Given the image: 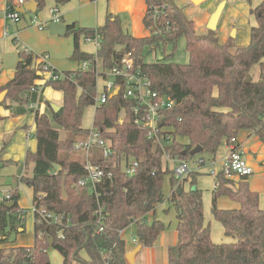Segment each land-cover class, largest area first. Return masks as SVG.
<instances>
[{"label":"trees","instance_id":"trees-1","mask_svg":"<svg viewBox=\"0 0 264 264\" xmlns=\"http://www.w3.org/2000/svg\"><path fill=\"white\" fill-rule=\"evenodd\" d=\"M35 1L38 11L46 0ZM64 1L55 0L57 4ZM7 2L13 5L12 0ZM146 4L143 22L149 34L145 36L130 34L114 14H107L96 29L67 26L66 35L71 33L74 40L71 57L88 61V66L65 70L58 80L46 82L62 93L61 106L52 110V120L59 128L51 125L46 113L36 111L37 148L28 149L24 159L26 164L34 163L33 172L19 180L32 188L36 208L62 214L64 222L68 218L70 223L49 224L34 213L32 245L6 246L11 243L8 231L23 232L25 227L18 205L20 194L17 189L9 190L13 206L0 203V264H50V247L60 253L62 264H127L121 230L133 224L138 243L151 247L166 227L157 217L156 206L165 198L162 187L167 174L172 190L168 201L175 208L177 220V240L168 246L167 264H264V218L254 225L247 217L249 213L262 217L264 209L259 207V194L247 184L248 175L235 180L219 170L214 176L211 211L223 224L224 234L233 238L231 242L216 243L211 239L209 223L204 221L202 190L195 186L200 173L192 171L178 181L161 163L163 156L187 159L195 146L214 155L223 141L230 144L240 130L251 131L264 141V0L249 10L256 24L250 28L247 44H237L230 36L220 41L216 30L197 33L194 20L172 0H146ZM95 31L100 35L96 53L81 51L80 36L93 35ZM181 36L188 62H166V48L173 50ZM154 46L161 48V59L145 62L144 56ZM17 48L14 76L0 86V93L5 91L0 106L25 102L21 94L37 89V81L43 76L38 54L20 44ZM125 53H131L134 64L141 66L153 90L174 100L160 120L166 133L173 136L163 149L147 138L143 125L134 123L132 100L124 98L122 90L95 107L92 128L81 125L83 112L94 105L97 93L100 72L96 58L110 69L119 65ZM256 63L262 74L255 81L250 68ZM122 109L125 116L120 120ZM91 129L108 139L114 150L108 157L98 154L95 148L90 151L91 162L110 173L94 191L75 185L87 174L82 152L75 143ZM234 148H239L237 142ZM128 159L138 161L131 174L124 168L123 162ZM188 179L190 188L185 190L183 184ZM221 195L239 202L242 213H220L216 200Z\"/></svg>","mask_w":264,"mask_h":264},{"label":"crops","instance_id":"crops-1","mask_svg":"<svg viewBox=\"0 0 264 264\" xmlns=\"http://www.w3.org/2000/svg\"><path fill=\"white\" fill-rule=\"evenodd\" d=\"M25 4L28 3L31 0H24ZM50 5L48 7V18L45 21L40 20V18L37 15V11L33 12L30 10H24L22 12L21 17H24V13L27 11L28 16L27 19H24L23 22L19 19L18 21H14L13 27L16 30L12 31V34L8 30V25L10 20H4L3 18H0V39L1 37L3 39H9L15 44V47L17 48V44L21 43L19 40V34H21V31L28 28H33L35 30L34 38L37 39L40 46L46 44L48 41H52L58 38V36L63 35H52L50 34L47 24L49 22H53L52 20V12L53 9H57L58 15L60 17V20L57 22H61L66 24L67 26L69 24H75L76 27H89V28H97L100 25H102L105 21L107 14H114L118 15L122 27L127 30L130 34L136 37H141L149 34L148 28L145 27L143 18L147 9L146 0H65L63 3H61L60 7H58V4L55 2V0H49ZM174 3H176L178 6L183 8L184 13L195 22V30L197 33H205L207 30L206 23L208 21V18L210 14L215 9L216 5L221 0H200V2H193L192 0H172ZM230 0H227V2ZM236 1V0H232ZM261 1V0H260ZM13 6L15 8L17 7L18 10L21 6H16V0H12ZM7 0H0V11H2L6 4ZM15 4V5H14ZM205 5V6H204ZM250 10V9H249ZM195 14V15H192ZM36 16L37 19L42 23V28H39L37 26L32 25V18ZM12 22V21H10ZM22 22V23H21ZM56 22V21H54ZM8 24V25H7ZM226 23H222L223 29L220 31V34H217L220 41H225L231 34L232 30H234L233 34L235 37V42L237 44H247L250 40V28H247V33L241 38L236 40V36L239 32L238 29L232 28L228 30L229 28L225 27ZM11 26V24H10ZM197 26L200 27V29L197 30ZM3 30H6L7 35L6 37H3L2 32ZM8 30V31H7ZM67 31V29H66ZM66 35V32L65 34ZM84 34H82L80 37H82V40L85 43L92 44L95 49L91 53H96L99 46L96 45V43L93 40H85ZM71 53L70 56H68V59L70 58L73 61V64H71V67L65 70H74L78 67H81L83 61H77L74 60L71 55L74 48V40L73 35L71 37ZM80 39V38H79ZM23 42V41H22ZM25 42V43H24ZM22 46H24L27 49H30L31 51V44L27 43L28 41H24ZM45 42V43H43ZM29 44V46L27 45ZM80 48V46H79ZM18 53V51H17ZM41 53L47 54L48 52L42 51ZM124 53V52H123ZM160 56H158L159 58ZM162 57V56H161ZM18 58V56H17ZM156 58V59H158ZM161 59V58H160ZM57 63L60 61L56 60ZM47 63L56 71L58 69L54 66V64L49 59V53L47 54ZM96 68L99 72L101 71H108L109 68H104L102 61L97 57L96 58ZM61 71V72H63ZM253 72V79L256 81L261 77V70L258 63L252 65L250 68V72ZM59 72V71H58ZM15 73V66L9 67L7 70L1 71V61H0V86L7 83L10 79L13 78ZM39 82V87L37 89H30L24 91L21 96L24 97L25 102L18 103L13 102L10 103L8 106H0V161H2L3 165L8 164V162H14L16 164H21V173L19 174H12V183L6 182V176L2 173H0V193L9 192L11 189H17L19 194V185L14 186L13 181H18L19 184H24L19 180V177L22 175L31 176L33 172L34 163H25V154L28 149L31 151H35L37 148V139L35 137V113L36 111L40 113H46L50 117L51 125H52V108L51 104H56L58 106H61L62 104V93L61 91L53 89L51 86L43 84L42 81ZM39 93V94H38ZM43 98L46 104L41 100ZM56 100H58L59 103H56ZM53 102V103H52ZM94 110H95V105ZM123 113H121L122 116ZM182 140H184L182 138ZM237 144L239 145V149L244 155L245 159L247 160L250 168H251V174L248 175L246 181L249 186V188L252 191H256L259 194V207L263 210L264 209V141H261L256 134H254L251 131L248 130H240L238 135L236 136ZM223 143V144H222ZM221 144L223 146V158L226 157V155L229 152V147L225 141H223ZM217 153V152H216ZM216 153L212 155L210 158V164L203 166V161L199 164L196 162L197 159L192 160V165H190L191 172H199L201 174H209V171L214 169L215 171H219L222 169V164L224 159L222 160L221 164L216 166L217 168H214V163H216ZM187 160V159H186ZM168 162H172L175 165L172 167L169 166ZM188 162V160H187ZM162 168L168 169L172 171V169L177 165L178 158H171L167 156L162 157ZM189 163V162H188ZM2 165V166H3ZM28 171L27 174H25V171ZM208 173H207V172ZM198 175V176H199ZM197 176V178H198ZM213 178L214 176L211 175ZM165 177H167L165 175ZM170 178V174L168 176ZM239 176H234L233 179L239 180ZM190 179H188L189 181ZM186 181V182H188ZM170 182V181H169ZM185 182V183H186ZM184 183V184H185ZM183 184V186H184ZM216 185V181L213 179V188ZM31 188V187H30ZM185 189V188H184ZM32 190V188H31ZM186 190V189H185ZM213 189L211 190V192ZM172 190L169 188V192L167 194H164V200L163 202L159 203L156 206V214L159 210L163 211L164 213H167L170 211L171 208L174 209L173 205L168 201V197L170 196ZM203 198V196H202ZM32 201V199H31ZM216 206L220 213H234V214H240L242 213L240 209L239 202L230 199L226 195H221L216 200ZM20 207V206H19ZM21 210H23L22 207H20ZM203 214H204V204H203ZM212 217L215 218L218 222H220L212 213ZM25 215V212H24ZM34 216V215H33ZM157 217L161 219L160 216ZM251 221H253V224H259L261 219L264 218L263 216H256L253 214H248L247 216ZM34 218V217H33ZM163 221V220H162ZM175 228H174V238H172V243H169L166 245V243L163 245L168 249V246L173 245L176 243L177 240V232H176V213H175ZM205 221V218H204ZM164 222V221H163ZM25 224V222H24ZM165 224V229L160 233L162 234L164 231L169 230V225ZM205 224L207 222L205 221ZM223 226V224H222ZM128 229L133 230L134 235H132V239L126 240L123 236V233H125ZM23 229H20V232H22ZM223 233H224V226H223ZM121 236L126 241V250H132L135 248L139 243L138 240L135 237V227L133 224H130L127 228L120 231ZM213 232L211 231V239L216 242H218L214 237L212 236ZM169 235V233H168ZM160 236V235H159ZM226 237V235L224 234ZM136 239V241H133V239ZM228 242L233 241V238L231 236H228L227 238ZM132 243L129 245L128 243ZM132 241V242H131ZM170 241V242H171ZM222 242V240H221ZM33 243V242H32ZM32 245V244H30ZM6 246H22L19 244H12V245H6ZM23 246H29V245H23ZM162 244H159L157 246V241L155 244L151 247H142L140 250L135 254V261L134 264H160L159 256H158V248L161 247Z\"/></svg>","mask_w":264,"mask_h":264},{"label":"rangeland","instance_id":"rangeland-1","mask_svg":"<svg viewBox=\"0 0 264 264\" xmlns=\"http://www.w3.org/2000/svg\"><path fill=\"white\" fill-rule=\"evenodd\" d=\"M258 3H260V0H236V1L230 0L226 2L222 10L217 28H216L217 34H220V31L223 29L222 23H226L225 27L229 28L228 30L232 28H236L239 30L236 36V40L241 39L247 33L246 29L256 24L255 17L250 14L249 9L256 6ZM49 5H50V1L46 0L44 5L40 9H38L37 15L40 18V20L45 21L48 18L47 13H48ZM60 5L61 4H58V7H60ZM192 15H195V14H192ZM27 16H28V12L26 11L24 13V17H20V20L23 22L24 19H27ZM10 21H9V25L8 24L7 25H8L9 32L12 34V31L16 29L13 27L14 21L12 22ZM198 29H200L199 26H197V30ZM34 35H35V30L33 28L22 30L21 34H19V40L21 42L19 44L22 46L24 41H28L27 43H30L32 45L30 47L29 44H27L31 48L32 52L36 54H40L42 51L48 52L49 59L54 64V66L58 69L59 72L63 71L64 69H68L69 67H71V64L74 65L73 61L70 58L68 59V56H70V53H71V46H72L71 45L72 44L71 43V40H72L71 33H68L67 35H63V36H58L57 39L48 41L46 44L42 46L39 45L37 39L34 38ZM233 38L235 37L233 36ZM79 46H80V50L86 53H91L95 49V47L92 44L85 43L82 40V37H80L79 39ZM184 47H185V39L183 36H181L179 37L176 47L173 50L170 46L166 48L165 50L166 57L164 60L166 62H176V63L188 62V58H189L188 53L186 52ZM17 51H18V48L15 47V44L12 41H10L9 39H3L1 37L0 39L1 71L7 70L9 67L16 65ZM161 52L162 50L159 46H154V49L152 50V52L144 56V61L154 62L156 58H158V56H162ZM168 54H171V55L168 56ZM56 60L60 62L57 63ZM252 73L253 72L251 71L250 74L253 79ZM261 74H262V71H261ZM111 81H112V75L110 74L106 75L105 81L101 76H98L97 83H96L97 93L98 94L101 93L104 83H108ZM41 100L43 101V104L44 102L46 103V101L43 98H41ZM47 103H51V102H47ZM47 103L44 105L47 106ZM56 103H59L58 100H56ZM93 118H94V106H88L87 108H85L83 115H82V120H81L82 127L91 128L92 123H93ZM52 126L54 128H59V126L54 121H52ZM222 144L219 146L217 153H216V159H215L216 163H214L215 169L217 168L216 166L217 165L219 166L222 160L224 159L223 152H222L223 150ZM96 150L98 151V154H99L100 150L98 149ZM80 154L84 155V153H80ZM211 157L212 155L208 152H199L195 155L189 156L187 160L189 164L192 165L193 159L202 158L204 159L203 166H206L210 164L209 160ZM2 163L3 162L0 161V173L6 176L5 178L7 179L6 180L7 183H10V182L12 183L11 175L16 174V173L17 174L21 173V169H22L21 164L20 163L16 164L11 161L8 162V164L6 165H3ZM168 164L170 167L175 165L172 162H168ZM27 172L28 171L26 170L24 173L27 174ZM210 172L211 170L209 171V173ZM166 176L167 177H164V180H163V187H162L163 194H167L170 188V182L168 178L169 174H167ZM233 177L234 176H231V178ZM213 179L214 178L209 174H201L198 176L195 186L202 190L203 204H204V218H205V221L209 223L210 225V231L213 232L212 236L214 237V239L216 240L218 239L217 240L218 242H221V240L222 242H228L230 240L227 239L228 236L226 237L224 236L222 223L218 222L215 218H213L211 214V206H212L211 190L213 189ZM13 185L14 186L19 185L20 187L19 188L20 198L18 200V205L23 208L22 210L23 214L25 212V215H24L25 227H24L23 232H20V231L17 232L15 230L11 232L10 230L8 231L9 241L11 242L9 245H12L14 243L19 244V245H30L32 244L33 238H34V226H33L34 222H33V212H32L33 207H32V201H31L32 190L25 183L20 185L18 181H13ZM183 187L186 190L189 189L190 188L189 181L186 182ZM157 214L158 216L161 217V219L164 222H166V224L170 222L169 230L164 231L162 234H160V236L157 239V246L159 244H162V246L158 248V256H159L160 264H167V248L163 245L165 243L167 245L168 244L167 241H169V243H172L171 240L172 238H174V228H175V222H176L175 221V211L173 208H171L170 211L167 213H164L163 211L159 210ZM132 235H134V232L131 229H128L125 233H123V236L126 240L132 239L133 238ZM128 244L131 245L132 243H130L129 241ZM81 255L84 259L87 257L85 252H83ZM48 258H49L50 264H62V257L60 253L52 247L48 249ZM127 264L129 263L127 262Z\"/></svg>","mask_w":264,"mask_h":264},{"label":"built area","instance_id":"built-area-1","mask_svg":"<svg viewBox=\"0 0 264 264\" xmlns=\"http://www.w3.org/2000/svg\"><path fill=\"white\" fill-rule=\"evenodd\" d=\"M24 4V0H16V6H23ZM21 15L22 12H20L17 7L15 8V6H11L8 3L5 8L0 11V18L4 20L18 21ZM52 20L53 22L60 20L57 9H53ZM31 23L39 28L43 27L36 16L32 18ZM2 35L6 37V30H3ZM84 39L87 41L93 40L97 46L100 44V35L96 31L93 35H85ZM37 63L41 64L42 67L43 76L39 81H42L43 84H46L48 81L58 80L61 77V72L54 71L47 63V54H38ZM87 66L88 61H83L81 67L87 68ZM107 74L112 75V81L104 83L101 93H96L94 105L97 106L98 104L104 103L110 95L122 90L123 97L132 100L131 112L133 114L134 123L143 125L146 130L147 138L157 147L163 149L165 145L173 140V136L166 133V128L160 124V120L163 112L173 106L174 100L166 95L159 94V92L151 88L147 75L143 73L139 64H134L131 53L123 54L118 66H114L108 71L100 72L99 76L105 81ZM37 83L39 84L38 81ZM121 113H123L122 116ZM121 113L120 120L125 116L124 109L121 110ZM236 142V138L231 139V143L228 145L229 152L224 158L221 169L230 177L251 174V168L244 155L239 148H234ZM75 148L84 153L82 163L87 172L86 176L78 179L75 185L94 191L97 183L105 176H109L110 173H105L100 165L91 162L90 150L93 148L98 149L103 157H108L114 153L111 142L103 138L97 130L91 129L83 140H78L75 143ZM202 161V158H197L196 160L199 164ZM123 163L125 171L131 174L135 171L138 161L136 159H128ZM190 172V165L186 159H178L177 165L172 169V173L178 181L183 180ZM217 172L218 171L212 169L210 174L215 176ZM10 198L11 195L9 192L0 193V203L10 201ZM32 207L33 214L37 213L39 220L59 226L63 224L68 225L70 223L68 218L64 222L62 214L48 211L45 207L39 206L36 208L33 204ZM133 241H136V239L134 238ZM102 254L104 256L103 252Z\"/></svg>","mask_w":264,"mask_h":264},{"label":"water","instance_id":"water-1","mask_svg":"<svg viewBox=\"0 0 264 264\" xmlns=\"http://www.w3.org/2000/svg\"><path fill=\"white\" fill-rule=\"evenodd\" d=\"M192 1L193 2H200V0H192ZM226 2H227V0H221L216 5L213 12L210 14L208 21L206 23V27L208 30H216L220 16H221V13H222V10H223ZM25 9L35 12L37 10V2L35 0H31L28 3L24 4L23 6H21L19 8V11L24 12ZM47 28H48L50 34H52V35H54V34L64 35L66 32V29H67V25L64 23H61V22H49L47 24ZM233 32H234V30H232V32L230 34V36H232V37L234 36ZM123 52L124 51L122 50V53ZM160 58H161V56L158 59H160ZM4 95H5V91H2L0 93V101L3 99ZM51 108H52V110L56 111L59 109V106L56 104H51ZM201 151H202L201 146H195L194 148L189 150L188 153H189V155L192 156V155H195ZM182 154L185 155L186 151H183ZM55 167L58 169L59 165H55ZM178 190L181 191L180 188ZM62 192H63V196H65L66 193H65L64 184H62ZM13 204H14L13 201L5 202V206L8 208L12 207ZM50 244H51V240H50ZM141 247H142V244L139 243L135 248H133L132 250H129L125 253V259L129 264H134V256L140 250Z\"/></svg>","mask_w":264,"mask_h":264}]
</instances>
